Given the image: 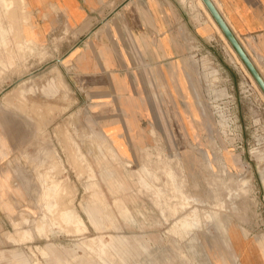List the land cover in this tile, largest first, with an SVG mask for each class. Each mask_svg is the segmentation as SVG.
<instances>
[{"label":"rangeland","instance_id":"rangeland-1","mask_svg":"<svg viewBox=\"0 0 264 264\" xmlns=\"http://www.w3.org/2000/svg\"><path fill=\"white\" fill-rule=\"evenodd\" d=\"M176 2L202 25L197 0ZM21 9L0 4L19 79L0 83V264H242L235 242L264 246V95L218 31L106 97L22 43Z\"/></svg>","mask_w":264,"mask_h":264},{"label":"crops","instance_id":"crops-1","mask_svg":"<svg viewBox=\"0 0 264 264\" xmlns=\"http://www.w3.org/2000/svg\"><path fill=\"white\" fill-rule=\"evenodd\" d=\"M211 1L264 79V0ZM0 4L5 10L21 6L20 19L13 16V30L22 43L32 44L36 51L55 49L66 57L77 80L85 79L106 97H124L127 85L134 86L133 68L182 66L190 39L201 44L210 34L218 35L203 8L196 4L194 9L202 23L198 26L176 0H0ZM10 67V62L0 64V83L19 80ZM34 67L21 78L30 77ZM101 83L106 86L101 88ZM131 91L137 92L134 87ZM13 95L11 90L0 91V99ZM5 156L0 142V161ZM4 178L0 171V200ZM263 248L261 243L232 246L242 264H264ZM229 262L234 264L230 255Z\"/></svg>","mask_w":264,"mask_h":264},{"label":"water","instance_id":"water-1","mask_svg":"<svg viewBox=\"0 0 264 264\" xmlns=\"http://www.w3.org/2000/svg\"><path fill=\"white\" fill-rule=\"evenodd\" d=\"M202 2L209 11L214 21L216 22V24L218 25V27L221 29L224 36L227 38V40L229 41V43L237 53V55L239 56V58L244 63V65L246 66V68L248 69V71L256 81V83L258 84L259 88L264 93V79L258 72L257 68L255 67L249 56L243 50L239 41L237 40L231 29L228 27V25L226 24V22L224 21V19L216 9V7L214 6L213 2L211 0H202Z\"/></svg>","mask_w":264,"mask_h":264},{"label":"bare ground","instance_id":"bare-ground-1","mask_svg":"<svg viewBox=\"0 0 264 264\" xmlns=\"http://www.w3.org/2000/svg\"><path fill=\"white\" fill-rule=\"evenodd\" d=\"M198 4L202 6V8L204 9V11L206 12L207 16L210 18V20H212L214 26H216L218 32L223 36V38L227 41V43L229 44L230 48L232 49V51L234 52V54L237 56V58H239V56L237 55V53L235 52V50L233 49V47L231 46V44L229 43V41L227 40V38L224 36V34L222 33L221 29L218 27V25L216 24V22L214 21V19L212 18V16L210 15L209 11L207 10V8L205 7V5L203 4L202 0H197ZM239 60L241 61V63L243 64V66L245 67V69L247 70V72L250 75L251 80L257 85V87L259 88L258 84L256 83V81L254 80V78L252 77V75L250 74V72L248 71V69L246 68V66L244 65V63L242 62V60L239 58ZM259 90L262 92V90L259 88ZM262 94L264 95V93L262 92ZM135 176V175H134ZM137 177V175L135 176ZM143 180V179H142ZM46 194V193H45ZM75 221L77 220L80 223V220L75 217Z\"/></svg>","mask_w":264,"mask_h":264}]
</instances>
